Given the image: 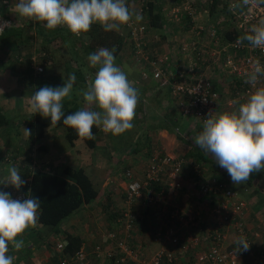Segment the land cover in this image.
Listing matches in <instances>:
<instances>
[{"label":"crops","instance_id":"crops-1","mask_svg":"<svg viewBox=\"0 0 264 264\" xmlns=\"http://www.w3.org/2000/svg\"><path fill=\"white\" fill-rule=\"evenodd\" d=\"M141 1L126 0V3L130 10L142 14L141 21L148 22V12L145 10L144 0ZM3 2L0 3V20L8 21L10 25L11 19L18 17L19 14L14 10L15 3L12 6L14 9H11L9 2L6 3L7 0ZM203 2L196 0L195 24H215L221 43H227L229 40L224 39L223 36L227 30H230L232 24L220 14L223 9L221 6L224 5L220 0H213L207 5L204 2L205 6L202 7ZM155 3L162 17L161 26H148V38L154 53L172 56L177 51L179 39L192 37L190 20H187V16H181V20L170 18V9L179 4L180 0H158ZM202 8H208V15L200 12ZM120 31L127 37V30L123 28ZM62 35L64 37L47 43L46 50L38 51L36 55L39 58L32 56L29 83L28 75L24 70L27 65L24 60H21L22 58L15 60L13 59L15 55L4 54L0 49V109L7 118L5 123L0 124V180L7 178L8 169L12 165L18 167L25 181L37 171L60 175L65 166H71L84 169L98 194L92 202L81 205L62 221L59 226L60 233H55L52 227L39 223L35 227L26 228L16 237L17 241H23L19 250H16L11 242L9 243V252L6 255L14 257L13 264H58L55 256L60 253L56 250V244L64 241L66 233L79 235L82 238L81 250L87 255V264H112L108 259L101 258L103 260L101 261L96 257L94 248L96 244L110 246L112 242L107 234L116 231L119 233L117 213L125 206L124 191L128 182L125 171L129 169L136 176L142 177L154 149L159 150L160 153L167 152L182 156L186 168L180 177L182 185L164 191L161 199L163 213L152 207L138 209L143 212V218L137 223L127 242L132 247L141 249L137 251L138 260L130 264H137L140 258L150 256L159 247V244L153 240V233L158 227L182 224L180 220L185 217L184 211L195 209L199 207L198 203H203L195 181L196 168L202 169L206 174H216L227 181L231 188L235 187L232 189L248 205L245 220L255 247L264 252V171L251 174L250 183L245 181L241 184H233L225 169L219 171V165L194 143V138L190 137L192 130L198 127L195 125H199L202 129L203 125L178 111L170 95V84L159 86L152 78L142 79L141 73L145 68L132 59L129 40L115 56V60L120 67L126 65L131 68V73L126 75L139 93L138 105L132 121L134 126L115 136L111 132L102 131L99 127L93 148L88 147L81 140L70 144L65 137L64 127L49 126L39 140L29 142L23 129L26 128V121L32 117L28 110V101L33 95L32 87L43 81L42 73L48 71L50 76L54 75L59 68L56 65L58 62L66 64L71 74L81 65L84 66L86 70L82 82L81 80L77 82L81 89V102L77 108L100 110L95 105H88L83 99V92L94 81L95 73L99 69V65L96 68L90 67L87 58L89 54L100 48L85 53L81 49L83 47L81 43L86 44L84 41L71 38L68 31ZM42 52L47 54L44 55ZM72 52H76L78 57H74ZM36 66H42L43 70L37 73ZM172 69L174 70V67ZM147 70L151 71L150 68ZM224 86V90H221L219 113L216 115L238 109L239 99L235 96V87L229 82ZM197 151L203 154V158H200ZM210 165H214L215 168H211ZM4 189L11 194L22 190V188L16 190L10 185ZM207 205L209 202L204 206L201 205V213L198 216L201 220L197 226L189 230L190 235L198 237L205 235L203 230L210 216ZM188 229L180 226L179 232L183 240L189 236ZM228 235L231 243L234 241L233 234L229 232ZM201 243L202 241L200 245ZM200 245L195 246V252L201 249ZM179 249L180 246L176 247V260L172 264H188L187 262L194 258L195 254L192 253L194 250L183 252Z\"/></svg>","mask_w":264,"mask_h":264},{"label":"built area","instance_id":"built-area-1","mask_svg":"<svg viewBox=\"0 0 264 264\" xmlns=\"http://www.w3.org/2000/svg\"><path fill=\"white\" fill-rule=\"evenodd\" d=\"M211 4L213 0H202ZM220 14L223 19L231 22L230 28L234 37L222 44L215 24H195L196 0H180V3L170 9V18L181 20L187 16L189 26L194 33L191 38H181L177 41V51L172 56L158 55L152 50H144L143 46L148 39L147 21L135 20L125 24L130 44L137 47L133 50V59L144 66L142 79L153 78L159 86L170 87V95L176 108L183 116H189L204 124L209 117H214L219 111L220 99L229 82L235 87V96L239 104L244 102L254 88L246 83L245 73L250 70L251 62L259 60L264 64V49L253 48L247 41L239 42V37L250 32L253 25L264 19V6H244L242 0H220ZM203 2L202 7L205 6ZM220 10V9H219ZM207 13L208 8H202ZM183 13V15H182ZM194 24V25H192ZM123 26V25H122ZM177 64V65H176ZM174 67V70L172 69ZM151 69V71L147 69ZM37 73L43 70L36 66ZM236 84V85H235ZM264 86V77H261L257 87ZM239 107V105H238ZM185 159L173 153H160L154 149L149 157V163L142 177H138L129 169L125 171L128 178L124 191L125 206L121 209V234L110 232L108 239L110 246L96 244L94 254L112 260L113 264H130L137 261L140 247H132L127 240L138 223V209L152 207L160 210L165 190H173L182 185L180 177L183 174ZM202 170V169H201ZM196 168L198 180L197 190L203 203H198L195 209L184 211L182 224H167L158 227L153 233V240L159 244L150 256L140 258L137 264H168L176 260V247L183 252H192L193 264H264V252L256 249L254 239L245 220L248 205L241 199L224 179L214 174H206ZM153 185H157L155 190ZM14 199L27 198L26 192L17 191L11 194ZM209 205V220L204 227L205 235L193 236L189 230L199 224L200 207ZM137 211H134L137 208ZM163 220V219H162ZM162 222V221H161ZM189 228L186 240L182 239L180 226ZM231 232L234 241L230 243L228 233ZM119 235V236H118ZM245 236L250 243L247 251L236 252L235 240ZM202 241L201 245L200 242ZM201 249L195 252V246ZM64 242L56 244V250L62 252ZM189 264V262H187ZM59 264H87V255L79 250L71 257H60Z\"/></svg>","mask_w":264,"mask_h":264},{"label":"clouds","instance_id":"clouds-1","mask_svg":"<svg viewBox=\"0 0 264 264\" xmlns=\"http://www.w3.org/2000/svg\"><path fill=\"white\" fill-rule=\"evenodd\" d=\"M242 4L262 7L264 0H242ZM14 10L21 17L45 22L44 26L49 30L67 26L76 36L89 32L93 23H99L105 31H119L120 26L129 24L133 17L137 22L143 19L141 13L129 9L126 0H18ZM8 25V21L0 20V32ZM238 39L240 43L247 41L253 48L264 49V19ZM113 52L114 49L101 47L87 58L90 67L99 65V69L94 81L83 92V99L99 111L82 108L65 115L62 102L66 97L70 98L76 80L75 74H69L63 86L40 87L28 101L30 113L50 118L52 125L62 120L64 125L76 131L77 136L86 140L94 139L93 126L114 136L130 130L134 126L132 121L139 93L126 73L115 64ZM245 76L246 83L254 91L237 110L206 119L194 140L228 172L233 184H241L251 174L264 171V86L257 87L260 78L264 77V64L253 60ZM23 130L26 137L31 135L30 129ZM8 173L6 179L0 180V264H13L14 257L6 255L9 243L16 250L22 247L23 241H17L16 237L26 228L36 226L40 210L39 198L14 199L11 193L3 190L9 185L19 190L26 183L17 166L9 167ZM235 244L236 252L247 251L250 247L243 235L236 238Z\"/></svg>","mask_w":264,"mask_h":264},{"label":"trees","instance_id":"trees-1","mask_svg":"<svg viewBox=\"0 0 264 264\" xmlns=\"http://www.w3.org/2000/svg\"><path fill=\"white\" fill-rule=\"evenodd\" d=\"M0 1L4 3L3 0ZM4 1L6 2V0ZM157 1L158 0H144L145 10L148 12V26H161L162 17L160 15V11L157 10L158 6H156L155 3ZM17 2L18 0H7L6 3L11 4V9H14L12 6ZM24 19V23H20L19 25L11 23L0 34V49L4 52V54L11 52L12 55H15L13 58L15 60H19L20 58H22L21 60H24L23 62L27 64L24 70L28 75V83L31 81V77L29 78V74L32 73V69L30 67L32 65L31 58L34 52V43L37 38L40 39L41 48L39 47V52H41L42 49L47 47V43L53 41L54 39L64 37L62 34H64L65 31H68L69 34H71V38L73 37L74 39L82 40L86 43L84 45L81 43L83 46L81 49L85 53L87 51L91 52L92 49L97 47H103L109 50L114 49L113 55L117 56L127 44L129 37V32L127 33V37H125L120 31V29L123 28L127 30L126 26L124 25L120 26L119 31H105L99 23H93L89 32L81 33V35L76 36L68 30L67 26L65 27L64 25L57 26L55 29L49 30L44 26L45 22H37L27 18ZM223 37L226 40H231L234 35L231 30H227ZM136 48L137 47L134 43L130 44L132 59L133 50L135 51ZM143 49L154 51L152 45L150 44L149 38L147 41H145ZM75 72L78 74V70H75ZM78 78L79 80H77V82L80 80L82 82L83 77L80 78L78 76ZM42 82L43 81L32 87L33 94L40 87L45 86ZM80 109L81 108L75 109L74 107H65L63 105L65 115ZM6 121L7 118L0 109V124L5 123ZM49 126L64 127L65 137L70 144H74L78 140H81L90 148L95 146V135L98 132L99 127L93 126L92 131L94 134V139L86 140L77 136L76 131L64 125L62 120L58 124L52 125L50 124V118H44L39 113L32 115V117L26 121V128L31 130V135L28 137L29 142L32 143L35 140H39L43 136L45 129ZM197 153L199 154L200 158H203V154H201L199 151H197ZM185 168L186 164L184 166V170ZM201 172L204 173L203 175H206L203 170H201ZM197 173L198 172H196V174ZM214 175L220 180L222 179L216 174ZM197 178L198 175H196L195 181L198 180ZM250 181V179L247 180L249 183ZM152 187H154L156 190L157 185H153ZM20 191L26 192L27 198L32 196L39 198L40 210L39 220L37 223L47 227H52L55 229V233H60L59 226L67 216L72 214L81 205L92 202L98 194V191L94 187L92 180L89 178L84 169L73 168L71 166H65L62 169V173L60 175L42 171L34 172L31 174L29 180L26 181L25 185ZM138 208L139 207L135 208L134 211H137ZM139 212L140 213L138 214L137 218L138 223L143 218V212L141 210H139ZM121 215V212L117 213V227L119 228L121 227V222L118 220V217H121ZM118 231L121 233L120 229ZM63 242L64 247L62 252H59L60 255L55 256V258H57L56 262H58V264L60 263V257H71L75 255L77 251L81 250L83 240L79 235L66 233L64 235ZM110 262L113 264L112 260H110ZM193 262L194 258H191L189 264H193ZM172 263L173 262L168 264Z\"/></svg>","mask_w":264,"mask_h":264},{"label":"rangeland","instance_id":"rangeland-1","mask_svg":"<svg viewBox=\"0 0 264 264\" xmlns=\"http://www.w3.org/2000/svg\"><path fill=\"white\" fill-rule=\"evenodd\" d=\"M10 3V2H9ZM11 5V4H10ZM201 5H203V3L201 4ZM200 12L201 13H204L202 10H200ZM207 14V13H206ZM208 15V14H207ZM25 19H24V17H21L20 15H18V17H14V19H11V21H12V23H14V24H17V23H24V22H22V21H24ZM194 36V33H192V37ZM129 40V39H128ZM131 41L129 40V43H130ZM39 47L41 48V43H40V39L39 38H37L36 39V42L34 43V57L37 59V58H39L38 57V55H36L37 54V52L40 50L39 49ZM35 49L37 50L36 52H35ZM43 50H45V49H42V51ZM59 52V51H58ZM10 54H11V52H9ZM44 55H46L47 54V52H42ZM57 53V52H56ZM32 55V56H33ZM72 55L74 56V57H78V55L76 54V52H72ZM58 57V56H57ZM40 58H41V56H40ZM37 61V60H36ZM39 62H40V60H38ZM115 64L118 66V67H120V65L119 64H117V60H115ZM56 65H58L57 66V71H56V73L54 74V75H52V76H50L49 74H48V71H46V72H44V73H42L41 74V76H42V79H43V85H48V86H52V87H59V86H63V84L64 83H66L67 82V79H68V77H67V75L66 74H71V71L69 70V69H67V65L66 64H64V63H62V62H58ZM121 68V70L123 71V72H125L126 74H129V73H131V68L129 67V66H126V65H124L123 67H120ZM85 68H84V66H80L79 67V69H78V74H76V72H74L73 74H75V76H76V80H75V83H74V85H73V88H72V90H71V93H70V98H65L64 100H63V105L65 106V107H74L75 109H77V107H78V105H80V102H81V93H80V91H81V89L78 87V85H77V80H79V78H78V76L81 78V77H83L84 76V72H85ZM153 79V78H152ZM39 80V79H38ZM80 95V96H79ZM219 113V112H218ZM195 126H198V127H195V129L194 130H192V136H190V137H192V138H194L193 140H195V137L194 136H197L201 131H202V128H200V126L199 125H195ZM199 129H201V130H199ZM196 133V134H195ZM209 155V154H208ZM209 157H212L211 155H209ZM214 160V158L212 157V161ZM214 162H215V160H214ZM210 167L211 168H215V166L214 165H210ZM220 168V169H219ZM218 170L219 171H221V170H224V168H222V167H218ZM207 171V170H206ZM232 188H235V187H233L232 186ZM97 257V256H96ZM99 259H101V258H105L104 256H100V257H98ZM106 259V258H105ZM101 261H103L102 259H101Z\"/></svg>","mask_w":264,"mask_h":264}]
</instances>
